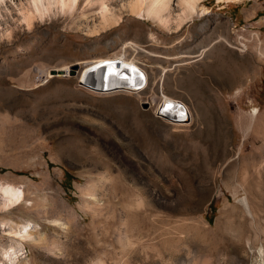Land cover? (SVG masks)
I'll list each match as a JSON object with an SVG mask.
<instances>
[{
  "label": "rangeland",
  "instance_id": "1",
  "mask_svg": "<svg viewBox=\"0 0 264 264\" xmlns=\"http://www.w3.org/2000/svg\"><path fill=\"white\" fill-rule=\"evenodd\" d=\"M18 1L0 8V186L25 197L0 221L60 247L24 240L22 264L264 263V0H204L203 14L169 30L124 13L92 33L84 0L28 28ZM122 54L146 74L140 91L77 78L83 63ZM72 64L74 75L46 77ZM161 96L186 105L190 122L158 118Z\"/></svg>",
  "mask_w": 264,
  "mask_h": 264
},
{
  "label": "bare ground",
  "instance_id": "2",
  "mask_svg": "<svg viewBox=\"0 0 264 264\" xmlns=\"http://www.w3.org/2000/svg\"><path fill=\"white\" fill-rule=\"evenodd\" d=\"M4 1L5 0H0V8H1V4H3ZM84 1H85L84 5L81 7L79 19L83 21V24H85V26L90 24V27L88 28L89 31H87L89 33L98 30L107 29L110 28L111 26L118 24L122 20V15L124 13L129 14L134 18L135 17L140 19L142 18L144 19V21L148 20L164 29L169 30L172 25L174 26L175 29H178L184 22L190 20L193 16H198L205 12V9L202 6H200V3L203 2L204 0H84ZM217 1L238 2L240 0H217ZM79 2L80 0H25L24 4L18 1V4L14 5V7L16 8V10L21 12L20 13L21 17L19 16L20 17L19 21L20 22L23 21V25H26L28 28L31 25V18L34 15L43 17L45 15L50 16L56 14L57 15L66 14L67 17H70L71 15L76 14L79 9ZM115 2H117V4H115ZM125 46L134 47V45L131 42H127ZM138 67L139 66L136 64V62L133 59H128L125 55L122 54L121 56L114 58H106L103 60L85 62V64L83 63V66L80 67L77 73V78L80 80L81 83L88 85L91 88L96 89L97 91H103V93H110L112 91H119V90L120 91L129 90V91L137 92L140 91L138 90V88L144 86L145 82L147 81L145 72ZM53 71H55V75H52L51 73L47 72L46 77L51 78L52 76L68 75L67 72L69 71V67L56 68L53 69ZM59 71L64 72V75L58 74ZM105 72L110 74V76L106 75V77L104 78L98 76L99 74H103ZM158 100L160 101V99ZM151 101L155 102V99L153 98L151 99ZM161 101L164 102L163 104L172 107L173 110L179 109L181 106H184L182 102L178 100H172L169 98L165 99L163 97L161 98ZM253 114H255V111L252 113V115ZM243 162L245 168H247L250 163H253L249 159H246ZM246 175L247 174L245 173V176ZM24 197H25V193L22 189L10 185L0 186V210H3L5 208L7 209V207L13 205L14 203L23 200ZM246 198H244L243 201H240V203L241 202L243 203L244 208H247L249 205L248 204L249 199L247 200ZM142 201L140 199L136 200L134 202V205L138 207L139 205H141L140 203H142ZM225 211L223 207L220 212H225ZM5 226L7 227L4 228ZM15 227H16L15 224L12 222L0 221V228H3L2 229L3 231L7 230L10 238L9 240L10 243L7 246L8 249H4L3 246L0 245V264H22L23 263V261L21 260L22 258L20 259L19 257V252L21 251L19 244H21L24 240H29L28 242H30L31 244L35 245L36 247L37 245L38 247L41 246L43 249H46L47 252L50 253H57V251L60 250V247L57 246L56 243L46 244L45 243L46 238L45 237L43 238V236L39 235L40 233H38L37 231H33L32 227L28 228V224L21 225L17 229ZM217 229H218V225H216L215 230ZM125 246H126L125 248H133L131 246H127V244ZM138 249L141 251L144 248L139 247ZM234 261L243 264L244 257H242V259L240 260H236L235 258ZM96 264H104V263L102 260L98 259L96 261Z\"/></svg>",
  "mask_w": 264,
  "mask_h": 264
},
{
  "label": "built area",
  "instance_id": "3",
  "mask_svg": "<svg viewBox=\"0 0 264 264\" xmlns=\"http://www.w3.org/2000/svg\"><path fill=\"white\" fill-rule=\"evenodd\" d=\"M256 39L258 38L257 33H252ZM167 98L161 96V98ZM164 102L160 101L156 103L155 114L160 119H165L168 123L172 124H185L190 122L191 112L186 105L181 106L179 109H172L169 105L163 104Z\"/></svg>",
  "mask_w": 264,
  "mask_h": 264
},
{
  "label": "water",
  "instance_id": "4",
  "mask_svg": "<svg viewBox=\"0 0 264 264\" xmlns=\"http://www.w3.org/2000/svg\"><path fill=\"white\" fill-rule=\"evenodd\" d=\"M68 67H69V71L67 72L68 75H74L75 70L78 68L76 64H72V65H70V66H68ZM50 73H51L52 75H55V71H53V70H51ZM58 74H60V75H64V72L59 71ZM142 107L145 108L146 105L143 104Z\"/></svg>",
  "mask_w": 264,
  "mask_h": 264
},
{
  "label": "crops",
  "instance_id": "5",
  "mask_svg": "<svg viewBox=\"0 0 264 264\" xmlns=\"http://www.w3.org/2000/svg\"><path fill=\"white\" fill-rule=\"evenodd\" d=\"M256 22H258V20Z\"/></svg>",
  "mask_w": 264,
  "mask_h": 264
}]
</instances>
